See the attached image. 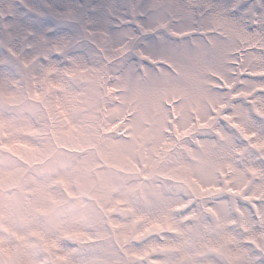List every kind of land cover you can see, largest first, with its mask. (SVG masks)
I'll return each instance as SVG.
<instances>
[{
    "label": "snow or ice",
    "instance_id": "snow-or-ice-1",
    "mask_svg": "<svg viewBox=\"0 0 264 264\" xmlns=\"http://www.w3.org/2000/svg\"><path fill=\"white\" fill-rule=\"evenodd\" d=\"M0 264H264V0H0Z\"/></svg>",
    "mask_w": 264,
    "mask_h": 264
}]
</instances>
